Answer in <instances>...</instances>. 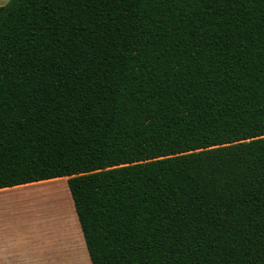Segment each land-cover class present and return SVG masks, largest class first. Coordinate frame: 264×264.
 <instances>
[{
  "label": "trees",
  "instance_id": "16d2710c",
  "mask_svg": "<svg viewBox=\"0 0 264 264\" xmlns=\"http://www.w3.org/2000/svg\"><path fill=\"white\" fill-rule=\"evenodd\" d=\"M58 177L92 264H264V0L0 5V188Z\"/></svg>",
  "mask_w": 264,
  "mask_h": 264
},
{
  "label": "crops",
  "instance_id": "0c3cea01",
  "mask_svg": "<svg viewBox=\"0 0 264 264\" xmlns=\"http://www.w3.org/2000/svg\"><path fill=\"white\" fill-rule=\"evenodd\" d=\"M61 180L58 177L0 188V264H90L79 224V239L74 238L67 221L60 216L57 219L48 216L32 231L21 228V209L23 212L25 208L26 189ZM48 189L43 188L34 194L44 196ZM60 199L59 196L54 212L64 211L60 207ZM64 208H67L65 204Z\"/></svg>",
  "mask_w": 264,
  "mask_h": 264
},
{
  "label": "rangeland",
  "instance_id": "374dc122",
  "mask_svg": "<svg viewBox=\"0 0 264 264\" xmlns=\"http://www.w3.org/2000/svg\"><path fill=\"white\" fill-rule=\"evenodd\" d=\"M9 1L10 0H0V5L7 4ZM62 178L63 177H61V179ZM43 188H50L51 190L48 189L49 192H47V194H43L44 196L34 194V192ZM26 190L27 191L23 201L25 208L23 212L21 209L22 229H29L30 231H32L35 228L37 229L38 223L40 221H45L48 216L52 217L53 219H57V217L60 216L61 218H64L65 221H67L68 227H70L71 234H74V238H80L79 227L81 231L82 229L75 210L74 201L71 196L67 180L62 179L58 182L55 181L46 184H37L34 186H30ZM59 196L61 197V199L59 200L60 207H62L64 211L61 212L58 210V212H54ZM64 204L67 206L66 209L64 208ZM87 254L90 260V264H92L88 250Z\"/></svg>",
  "mask_w": 264,
  "mask_h": 264
}]
</instances>
